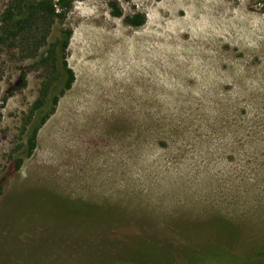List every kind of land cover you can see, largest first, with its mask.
<instances>
[{
    "label": "rangeland",
    "instance_id": "rangeland-1",
    "mask_svg": "<svg viewBox=\"0 0 264 264\" xmlns=\"http://www.w3.org/2000/svg\"><path fill=\"white\" fill-rule=\"evenodd\" d=\"M67 28L30 154L44 71L0 46V264H264V0H74Z\"/></svg>",
    "mask_w": 264,
    "mask_h": 264
},
{
    "label": "trees",
    "instance_id": "trees-1",
    "mask_svg": "<svg viewBox=\"0 0 264 264\" xmlns=\"http://www.w3.org/2000/svg\"><path fill=\"white\" fill-rule=\"evenodd\" d=\"M73 1L15 0L0 17V46L7 43L22 45L27 56L35 58L44 71L38 96L32 104L31 113H34L28 120L29 129L25 140L27 154L36 145L39 125L55 109L59 94L68 89L74 80V73L64 60L71 30L64 29L61 38L51 41L49 29L56 20L65 18ZM113 14L119 16L122 12L115 7ZM124 21L139 26L145 21V14L135 12L125 16ZM34 28L35 33H32ZM20 164L21 158L16 161V167Z\"/></svg>",
    "mask_w": 264,
    "mask_h": 264
},
{
    "label": "bare ground",
    "instance_id": "bare-ground-1",
    "mask_svg": "<svg viewBox=\"0 0 264 264\" xmlns=\"http://www.w3.org/2000/svg\"><path fill=\"white\" fill-rule=\"evenodd\" d=\"M178 12V11H177Z\"/></svg>",
    "mask_w": 264,
    "mask_h": 264
}]
</instances>
